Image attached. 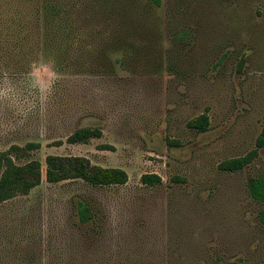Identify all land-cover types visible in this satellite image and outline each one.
Returning <instances> with one entry per match:
<instances>
[{
	"label": "rangeland",
	"instance_id": "1",
	"mask_svg": "<svg viewBox=\"0 0 264 264\" xmlns=\"http://www.w3.org/2000/svg\"><path fill=\"white\" fill-rule=\"evenodd\" d=\"M87 125L101 137L66 140ZM263 127L264 0H0V151L41 144V182L0 203V264H264V146L218 169ZM47 154L128 180L47 182Z\"/></svg>",
	"mask_w": 264,
	"mask_h": 264
},
{
	"label": "trees",
	"instance_id": "2",
	"mask_svg": "<svg viewBox=\"0 0 264 264\" xmlns=\"http://www.w3.org/2000/svg\"><path fill=\"white\" fill-rule=\"evenodd\" d=\"M159 3V0H154ZM209 116L206 111L191 118L187 124L190 128L202 132L209 128ZM102 131L97 126H81L75 128L66 138L71 143H87L92 138H99ZM54 141L53 144H60ZM264 146V127L255 141V147L243 155L225 158L218 163V169L235 172L243 169L258 156V149ZM41 147L38 141H28L24 145L11 144L7 149L0 151V203L17 195L29 191L41 182V163L36 158H29L33 151ZM102 149L111 148L110 145H101ZM28 158L25 162L17 161ZM67 179H82L94 185L123 184L128 180L127 172L120 167L101 166L93 164L82 155L47 154L45 157V180L59 182ZM140 182L156 185L162 182L156 173H143ZM253 198L264 203V175L255 178L249 187ZM76 216L80 223L95 222V212L82 200L76 202ZM264 224V211L260 216Z\"/></svg>",
	"mask_w": 264,
	"mask_h": 264
}]
</instances>
